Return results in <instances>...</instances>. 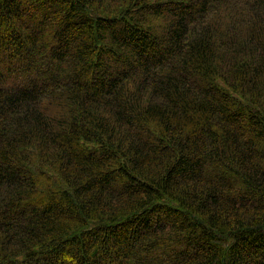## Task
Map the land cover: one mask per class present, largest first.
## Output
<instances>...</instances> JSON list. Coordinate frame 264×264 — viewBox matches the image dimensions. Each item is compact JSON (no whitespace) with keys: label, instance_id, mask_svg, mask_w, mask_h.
I'll return each mask as SVG.
<instances>
[{"label":"trees","instance_id":"obj_1","mask_svg":"<svg viewBox=\"0 0 264 264\" xmlns=\"http://www.w3.org/2000/svg\"><path fill=\"white\" fill-rule=\"evenodd\" d=\"M0 264H264V0H0Z\"/></svg>","mask_w":264,"mask_h":264}]
</instances>
